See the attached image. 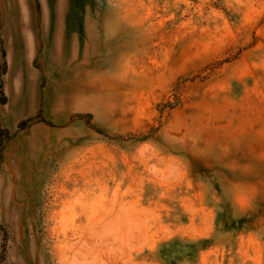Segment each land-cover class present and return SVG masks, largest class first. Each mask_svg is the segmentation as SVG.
Instances as JSON below:
<instances>
[{"label": "rangeland", "instance_id": "rangeland-1", "mask_svg": "<svg viewBox=\"0 0 264 264\" xmlns=\"http://www.w3.org/2000/svg\"><path fill=\"white\" fill-rule=\"evenodd\" d=\"M0 264H264V0H0Z\"/></svg>", "mask_w": 264, "mask_h": 264}]
</instances>
